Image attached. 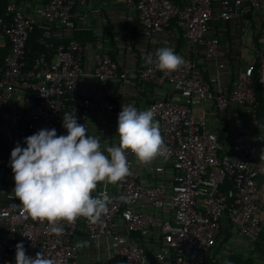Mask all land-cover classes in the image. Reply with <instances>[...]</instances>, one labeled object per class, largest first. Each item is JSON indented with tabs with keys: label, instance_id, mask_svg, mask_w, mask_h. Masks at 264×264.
Instances as JSON below:
<instances>
[{
	"label": "built area",
	"instance_id": "1",
	"mask_svg": "<svg viewBox=\"0 0 264 264\" xmlns=\"http://www.w3.org/2000/svg\"><path fill=\"white\" fill-rule=\"evenodd\" d=\"M89 1L42 0L28 13L16 0L4 5L0 0V55L6 50L0 58V120L12 132L5 151L0 149V264H15L20 242L26 255L43 252L55 264H208L217 255L223 221L237 235L258 241L264 233V126L251 129L240 120L226 148L197 112L200 104H212L220 113L233 108L256 113L262 105L264 111V48L258 62L240 72L230 88L222 84L220 72L206 76L200 62L205 53L225 71L227 50L215 23L255 13L264 0H188L182 6L173 0H127L136 12V35L144 40L147 53L140 66H122L104 51V32L95 31L92 68L85 59L89 46L74 35L77 10ZM92 12L100 14L101 7ZM173 25L183 32V53L170 42ZM37 29L43 31L45 50L30 62L28 44ZM123 35L135 45L136 35ZM54 37L63 42L56 43ZM165 46L185 60L176 71H160L146 62ZM83 80H93L91 95L83 93ZM136 84L167 89L147 103L169 149L167 156L142 164L127 153L129 175L115 184L100 182L92 193L107 194L109 210L95 222L85 217L58 221L63 233L52 234V225L19 206L8 166L12 149L28 132L55 128L58 135H66L65 113L76 115L96 137L93 126L108 130V116L118 109L116 100L124 96L126 86ZM100 143L102 149L112 146ZM143 165L147 174L140 169ZM122 195L129 202L121 201ZM82 227L90 240L106 246L108 259L83 257L78 236ZM136 235L143 238L142 244ZM262 259L259 264H264V255Z\"/></svg>",
	"mask_w": 264,
	"mask_h": 264
},
{
	"label": "clouds",
	"instance_id": "2",
	"mask_svg": "<svg viewBox=\"0 0 264 264\" xmlns=\"http://www.w3.org/2000/svg\"><path fill=\"white\" fill-rule=\"evenodd\" d=\"M146 62L164 72L176 71L185 64L183 56L167 46L148 55ZM62 127L66 135H58L55 128H44L17 142L8 165L19 206L32 218L52 225L51 233L56 236L63 233L58 221L85 217L95 222L109 210L111 198L92 193L100 182L115 184L129 175L127 153L134 154L139 163L149 164L169 152L152 110H138L133 104H122L118 113V145L102 149L99 139L88 134L76 115L65 113ZM119 199L129 202L124 195ZM15 249V264H55L43 252L26 255L23 242Z\"/></svg>",
	"mask_w": 264,
	"mask_h": 264
},
{
	"label": "crops",
	"instance_id": "3",
	"mask_svg": "<svg viewBox=\"0 0 264 264\" xmlns=\"http://www.w3.org/2000/svg\"><path fill=\"white\" fill-rule=\"evenodd\" d=\"M173 1L175 4L182 6L188 0ZM16 2L28 13H31L34 6L41 3L42 0H16ZM98 6L101 7V12L98 15H94L92 11ZM77 13L80 19L78 21V29L75 30L74 35L89 46L85 58L89 68L93 67V54L94 50H96L97 36L95 31L104 32V51L108 52L120 65L140 66L148 47L142 37L139 34L136 35L138 33L136 12L128 7L127 0H90L86 5L79 7ZM215 29L227 50V56L223 60L227 64V69L223 72L219 71L216 62L209 60L205 53L201 54L200 62L206 69V76L210 77L220 72L222 84L230 88L233 86L240 72L245 70L247 66L258 62L260 51L264 48V1L255 13L244 15L228 23L219 20L215 23ZM125 31L136 35L135 45L128 44L123 35ZM168 33L171 36L170 42L172 45L176 47L177 51L183 53L185 38L182 30L177 25H173ZM42 37L38 38V41L41 43ZM52 40L57 43L63 42L57 37H54ZM93 86V80H83L81 82V89L86 95L93 93ZM168 89L170 88L168 87ZM165 90L167 89L153 90L152 87L144 84L126 86L124 96L116 100L118 105L117 111L108 116L109 129L105 130L98 125H94L92 129L93 133L105 146L118 145L119 137L116 134L117 117L121 111L122 104H133L138 110H146L147 103L155 97L163 95ZM130 94H134L136 99L131 101ZM198 108V116H205L207 118L209 130L219 135L222 144L226 148L232 144L233 138L238 131L240 120L246 122L251 129L264 126V121L258 118L257 112L246 113L247 111L244 112L243 110L239 112L233 108L225 113H220L212 104H200ZM11 133L9 124L0 120V149L5 151L6 142L10 138ZM140 169L143 173L147 174L144 165L140 166ZM260 187L264 188V176L260 177ZM233 232H230L229 239L233 237ZM78 236L81 244V253L84 258L96 262L108 259L106 246L103 243L98 245L90 240L86 235L84 227L80 229ZM135 237L139 244L144 242L141 236L136 235ZM241 246L243 254L240 252L241 254L233 256L231 260L237 258V261H247L250 258H255L258 259L259 263L263 261V259H259L258 253L253 251L254 247H249L247 243L237 245V247ZM216 254L217 259H222V262H224L223 258L225 254L219 253V250ZM233 254L235 253L231 255Z\"/></svg>",
	"mask_w": 264,
	"mask_h": 264
},
{
	"label": "trees",
	"instance_id": "4",
	"mask_svg": "<svg viewBox=\"0 0 264 264\" xmlns=\"http://www.w3.org/2000/svg\"><path fill=\"white\" fill-rule=\"evenodd\" d=\"M8 0H2V5H4L5 3H7ZM42 37V30L41 29H37L34 34L32 35L30 41H29V44H28V47L30 48L31 52L29 53L28 55V58H29V61L32 62L33 59L36 57L37 53L39 51H44L45 50V47L44 45L38 41V38L40 39ZM57 43V42H56ZM5 52L6 50H4L1 55H0V58L3 59V56L5 55ZM260 95V94H259ZM257 116L258 118L262 119L264 121V111H263V105L258 109L257 111ZM32 135L31 132H28L26 133L21 141ZM232 228H231V225L230 223H228L227 221H223L222 222V229H221V236H219L218 240H217V247L215 248L218 252V246L219 247H222V245L224 243H226V241L229 239L230 237V232H231ZM253 251L255 253H258L259 255V259L262 260V256L264 255V233L261 235V238L256 241L254 243V246H253ZM217 259V256H214V257H210L208 259V264H258V259H255V258H250L249 260L247 261H237L235 263H231L230 261L228 260H225L224 262H222V259H217L216 262H214V259ZM224 259V258H223ZM261 262V261H260Z\"/></svg>",
	"mask_w": 264,
	"mask_h": 264
},
{
	"label": "rangeland",
	"instance_id": "5",
	"mask_svg": "<svg viewBox=\"0 0 264 264\" xmlns=\"http://www.w3.org/2000/svg\"><path fill=\"white\" fill-rule=\"evenodd\" d=\"M104 143H102V145H103ZM231 232H233V229L231 230ZM234 233V235H233V237H231L230 239H229V241L227 240V242L226 243H224L223 245H222V247H219L218 246V250H219V253H223V254H225L224 255V259H223V261H225V260H228V261H230L231 263H235V262H237V258H235L234 260H231V258L233 257V256H237V255H239V254H241L242 252H241V249H242V246L241 247H237V245L238 244H244V243H247L248 244V246L249 247H253L254 246V242H251V241H249V240H247L246 238H244V237H241V236H238L237 234H235V232H233ZM238 243V244H237ZM217 251V250H216ZM241 252V253H240ZM232 253H235V254H233V255H231ZM243 254V253H242Z\"/></svg>",
	"mask_w": 264,
	"mask_h": 264
}]
</instances>
